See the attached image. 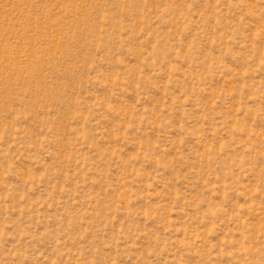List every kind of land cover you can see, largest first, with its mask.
<instances>
[{
	"label": "rangeland",
	"instance_id": "1",
	"mask_svg": "<svg viewBox=\"0 0 264 264\" xmlns=\"http://www.w3.org/2000/svg\"><path fill=\"white\" fill-rule=\"evenodd\" d=\"M0 264H264V0H0Z\"/></svg>",
	"mask_w": 264,
	"mask_h": 264
}]
</instances>
